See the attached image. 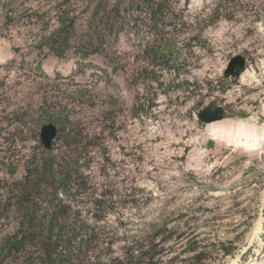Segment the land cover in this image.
<instances>
[{"label": "rangeland", "instance_id": "374dc122", "mask_svg": "<svg viewBox=\"0 0 264 264\" xmlns=\"http://www.w3.org/2000/svg\"><path fill=\"white\" fill-rule=\"evenodd\" d=\"M47 123L82 144L47 150ZM40 160L71 185L32 189ZM0 264H264V0H0Z\"/></svg>", "mask_w": 264, "mask_h": 264}, {"label": "trees", "instance_id": "16d2710c", "mask_svg": "<svg viewBox=\"0 0 264 264\" xmlns=\"http://www.w3.org/2000/svg\"><path fill=\"white\" fill-rule=\"evenodd\" d=\"M130 2H135V0H129ZM150 4V3H149ZM153 4H151V6L148 7V15L152 16V11L154 7H152ZM160 5V4H159ZM158 5V6H159ZM71 27L65 26V27H60L57 31H55L47 40H44L41 45H39L40 47L43 46L44 44L50 49L51 52H54L57 49V45L59 43H61V45L63 44L64 46H66L69 43V33H70ZM66 35L65 38H63V35ZM62 35V36H61ZM156 48V47H155ZM157 49V48H156ZM146 54L148 59L150 60L151 63H157L160 61V64H157L159 67H161V69H165L166 67V63H169V58L168 60H165L166 57H169L170 52L169 51H162L161 49L158 50H151L146 48ZM57 53V52H56ZM156 65V64H155ZM153 67V66H152ZM154 70V68L152 69ZM150 74H152V71L149 72ZM60 122H63V120H60ZM67 125L64 126L63 128L59 127V132L57 135V138H59L61 140V138H64L65 136V144L67 146H79L80 144V140H78V133H74L73 129L71 130V127L68 128L69 131L73 132V133H69L68 135H63L61 136V131L62 129L65 131L67 130ZM87 146V145H86ZM68 158V157H67ZM66 158L64 157L62 160H65ZM58 160V159H56ZM56 160H53L52 162H44L42 160H40V164L34 166V164L31 166L33 170L30 171V173L32 171L35 172V174H37L34 176L35 180L34 183H32V189H37L40 188L41 186V181L40 182H36V180H39L41 177H44L46 180H57V184L58 186H62L66 187V186H70L71 182H73V174L69 171V170H65V168H62V166L60 168H55V165L57 166V163H55ZM34 167V168H33ZM29 169V167H28ZM24 183L26 184L29 180V175H26L25 177ZM51 186V184H50ZM61 189V188H60ZM30 193V189L24 187V189H22V193L18 194V201H17V206H16V210L18 211V214H20L22 216V220L19 222V227L17 229V231L15 233H11V235L9 236H5L4 237V243L5 242H9L10 244H8L9 246L12 247H17V249H19L21 247V245L23 244V239H24V235L29 232L30 227H28L26 225V228L24 227V223L22 222L23 220H25L26 217H28L29 215V210H30V203L32 201H30L29 197H26V195H28ZM63 212V216L64 213L66 212V210H58ZM57 211V212H58ZM53 219L54 217L51 216L50 220L48 221V226L46 229L45 233V240L50 241L52 239V237H56L55 233V229L57 228V225L53 224ZM20 229L22 230V232L20 231ZM23 229H25V231H23ZM48 244H50L48 242ZM71 239L69 242H67V247L69 246L70 248H72L71 246ZM47 248V246H46ZM48 249V248H47ZM11 250V249H10ZM48 251V250H47Z\"/></svg>", "mask_w": 264, "mask_h": 264}, {"label": "water", "instance_id": "95a60500", "mask_svg": "<svg viewBox=\"0 0 264 264\" xmlns=\"http://www.w3.org/2000/svg\"><path fill=\"white\" fill-rule=\"evenodd\" d=\"M246 61V58L242 55L233 57L225 71V77L235 78L240 76L246 68ZM197 116L200 121L209 124L223 120L226 117V110L223 106L218 105L217 101H212L202 109ZM58 131L59 129L54 123H47L42 126L40 140L47 150L53 147Z\"/></svg>", "mask_w": 264, "mask_h": 264}, {"label": "bare ground", "instance_id": "6f19581e", "mask_svg": "<svg viewBox=\"0 0 264 264\" xmlns=\"http://www.w3.org/2000/svg\"><path fill=\"white\" fill-rule=\"evenodd\" d=\"M237 128L239 129V130H238L239 132H244V131H246L245 125H244L243 123H238ZM251 130H252V129H251ZM252 131H253V130H252ZM252 131H251V132H252ZM249 132H250V131H249ZM249 132H248V133H249ZM251 132H250V135L252 134ZM254 133H256V132L253 131V134H254ZM235 135H236V134H235ZM251 136H252V135H251ZM251 136H250V137H251ZM237 137H238V136H237ZM235 138H236V137H235ZM18 224H19V223H18Z\"/></svg>", "mask_w": 264, "mask_h": 264}]
</instances>
